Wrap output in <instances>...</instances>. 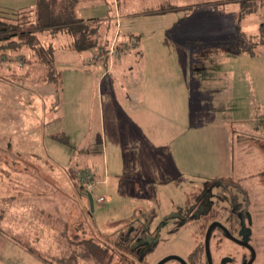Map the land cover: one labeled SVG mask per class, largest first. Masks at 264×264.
Segmentation results:
<instances>
[{"label":"rangeland","instance_id":"1","mask_svg":"<svg viewBox=\"0 0 264 264\" xmlns=\"http://www.w3.org/2000/svg\"><path fill=\"white\" fill-rule=\"evenodd\" d=\"M225 1H185L189 5L179 9L177 2L169 0H80L77 11L82 17L102 21L99 37L105 41L104 48L112 49L116 55L109 73L121 76L137 73L141 68L137 44H133L129 34L144 32L139 47L151 41H171L169 34L175 38L204 37V26L231 23L229 17L221 16L220 9L232 11L236 7L223 5ZM260 12L264 13V8L256 12L258 20L254 18V23L256 20L259 23ZM4 13L9 15V10ZM253 17L254 13L248 18ZM183 27L188 30L181 31ZM217 31L219 35L221 31ZM215 34L211 33L214 37ZM68 40L66 33L52 39L56 82H43V66L33 59L29 48L0 59V176L6 181L3 175L7 174V168L29 169L35 186L47 185V191L31 194L33 216L58 219L49 226L56 229L62 228V219L67 221L68 236L73 233V225L80 223V234L100 242L113 241L123 231L131 236L137 234V239L151 248L138 256L132 255L130 248L115 250L110 264H156L164 259L171 262L167 259L171 255L184 260L194 245V222L188 215L193 206L204 201L203 190L210 187L211 195L206 199L214 203L217 190L239 188L245 191L243 195L250 205L260 210L253 236L256 250L264 249V173L240 179V173L227 170V164L221 172L214 158L216 146L209 144L211 141L202 134L212 130L205 128L187 130L186 138L190 134L191 145H186L185 160L174 158L176 162H171L167 130L145 129L132 122L129 110L114 101L120 82L109 81L102 50L64 49L62 45ZM212 42L206 38V46L198 45L192 52L193 73L196 65L202 64L213 74L227 75L234 70L255 76L256 95L244 98L242 94L241 114L246 109L250 116L255 111L264 113V44L257 42L255 55L240 54L237 58V54L231 56L229 49H219ZM95 53L100 59L89 60ZM160 64L167 65L164 61ZM103 72V77L97 76ZM250 120L258 123L264 121V116ZM153 131L160 133L156 139L147 134ZM114 142L119 145L115 152ZM146 147V156L157 152L164 160L141 161V152ZM87 173L93 183L90 191L93 209L87 197L83 199L79 193L80 188L84 192L80 176ZM100 195L104 200L98 202L96 197ZM240 197L239 193V200ZM137 239L130 244L138 242ZM49 242L63 254L66 252L63 234L57 238L49 236Z\"/></svg>","mask_w":264,"mask_h":264},{"label":"crops","instance_id":"2","mask_svg":"<svg viewBox=\"0 0 264 264\" xmlns=\"http://www.w3.org/2000/svg\"><path fill=\"white\" fill-rule=\"evenodd\" d=\"M35 1L0 0V10L31 8ZM79 1L77 0L74 8L77 16H80L77 11ZM169 1L177 2V8L181 9L189 5L186 2L194 0ZM239 1L226 0L224 2L225 6L234 5L236 7L232 11L220 9L221 16L229 17L231 23L204 26V37L195 35L194 37L175 38L169 34L171 41H154L153 43L151 41L147 42V46L142 44L139 47L144 32L137 31L139 34H135L137 44H135V49L137 48V56L142 60L141 68L137 73H125L126 70H124L125 74L121 76L110 74V66L116 56L111 50L107 51L108 55L104 60L107 61L105 72L109 74V81L111 83L114 80L120 82V89L116 91L117 94L114 95L116 100L114 101L129 110L132 122L139 123L145 129L167 130L166 137L171 162H176L173 160L174 158L185 160L186 145H191L190 134H188V140L186 138L187 130H191L192 127L195 129L205 128L212 130L202 134L206 140L211 141L209 144L216 146L214 158L218 163L219 170L221 172L226 170L225 165L227 164V170L240 173L239 178L241 179L254 173H264V121L257 123L250 120L253 117L263 119L264 113L255 111L250 116V113L247 112L249 110L246 109L241 114L240 107L242 94H244V98L250 97L249 94L256 95L257 86L254 85L256 77L234 70H231L227 75L213 74L207 70L206 65L202 64L196 65L194 73L192 71L194 63L192 52L198 45H200L199 48L205 47L206 38L213 41L212 43H215L219 49H229L231 56L237 54V58L240 54L249 56L256 54L255 49L253 53H249L243 49V46L256 42V47L259 24L264 19L262 18L264 15L261 17V14L264 13L257 14L260 18L259 23H257L258 18L255 17L258 11L241 16ZM252 13H254L253 19L248 18ZM238 15H240L239 19ZM254 18H257L256 23H254ZM185 30L187 31L188 28L181 29L184 32ZM217 30L221 31L219 35H217ZM63 33L66 32L44 31L40 36L45 41L47 40L46 44L52 45V39ZM211 33H216L215 37ZM66 34L69 36V40L62 47L74 49L72 37L68 33ZM227 35L228 37H226ZM191 42L195 46H192ZM52 47L55 50L53 45ZM161 61L167 63L166 67L160 64ZM103 74L104 72L97 76L103 77ZM147 134L153 139L160 135L156 131ZM161 134L164 135V133ZM129 136L131 137L132 134ZM113 144L112 150L115 152L119 145L117 142ZM146 149L147 147L141 152V161L156 160V158L164 160L163 155L157 152L154 155L146 156ZM243 157L246 158V161ZM256 164H259L257 170L254 169ZM178 165L182 167L181 164L178 163ZM6 172L7 174L3 175L7 178L6 181L0 176V200L4 202L0 204V227L2 229V231L0 230V264H48L40 256L63 254L49 242V236L57 238L60 234L64 235L65 230H68L67 221L62 219L60 222L62 228L57 227L56 229V227L49 226L58 219L51 218L49 220L48 217L42 219L33 216L31 194L38 190L39 192L47 191V185L35 186L32 181V172L29 169L7 168ZM42 172L43 170H40V173ZM179 174L180 172L177 171V175ZM48 229L53 235L48 233ZM29 247L33 250H30Z\"/></svg>","mask_w":264,"mask_h":264},{"label":"trees","instance_id":"3","mask_svg":"<svg viewBox=\"0 0 264 264\" xmlns=\"http://www.w3.org/2000/svg\"><path fill=\"white\" fill-rule=\"evenodd\" d=\"M77 0H36L31 8L9 10V15L0 10V59L9 58L12 52L19 53L24 47L31 50L33 59L43 66L42 80L45 83L56 82L58 73L55 66L54 49L52 45L44 43L40 36L42 32L55 33L64 31L72 37L75 50H102L105 58L107 50L105 41L99 37V27L102 22L97 17H82L75 14ZM240 15L258 11L264 7V0H240ZM241 36V34H240ZM136 44L135 35L129 34ZM258 42L264 44V19L259 24ZM256 42H251L243 49L253 53ZM90 174V173H89ZM91 177V176H90ZM90 192V191H89ZM79 193L87 197V192ZM88 199V198H87ZM80 223L73 225V233H66V252L62 255L40 256L48 264H110L114 251L130 248L132 255L138 256L141 244L136 242L138 235L121 231L118 238L107 242L98 241L92 236L80 234ZM205 224H201L200 232L205 231ZM0 230L2 231L1 227ZM65 232H67L65 230ZM30 250H33L29 247ZM151 250L149 248L147 251Z\"/></svg>","mask_w":264,"mask_h":264},{"label":"flooded vegetation","instance_id":"4","mask_svg":"<svg viewBox=\"0 0 264 264\" xmlns=\"http://www.w3.org/2000/svg\"><path fill=\"white\" fill-rule=\"evenodd\" d=\"M217 184L218 182H215L216 186ZM209 189L210 187H206L203 190L204 201L211 195ZM226 191L217 190L214 203L209 200L201 201L200 205L190 209L188 218L193 219L195 237L194 245L185 259L171 255L167 258L171 259V262H165L164 259L157 262L158 264H264V249L256 250V240L253 236V225L257 215L259 217V208L250 205L247 196L243 195L244 190L230 189L227 194ZM239 193L241 201L238 199ZM201 224L206 225L204 232L198 231ZM211 224L212 227L206 234ZM137 240L141 244L139 255L147 252L149 247L146 242L139 241V238Z\"/></svg>","mask_w":264,"mask_h":264},{"label":"built area","instance_id":"5","mask_svg":"<svg viewBox=\"0 0 264 264\" xmlns=\"http://www.w3.org/2000/svg\"><path fill=\"white\" fill-rule=\"evenodd\" d=\"M111 50H112V49H111ZM102 53H103V51H102ZM103 55H104V53H103ZM99 57H100V55H99L98 53H95V54L92 55V57H89V60L100 59ZM104 57H105V56H104ZM90 178H91V177H90V174H89V173H87V174H82V175L80 176L81 187H82L83 190L86 191V192L91 191V188H92V186H93V183L90 181ZM96 200H97L98 202H101L102 200H104V196H102V195L97 196V197H96Z\"/></svg>","mask_w":264,"mask_h":264},{"label":"water","instance_id":"6","mask_svg":"<svg viewBox=\"0 0 264 264\" xmlns=\"http://www.w3.org/2000/svg\"><path fill=\"white\" fill-rule=\"evenodd\" d=\"M87 198H88V201H89V207H90V209H93V199H92V196H91V193L90 192H87ZM212 227V224L208 227V229H207V233L206 234H208V232H209V229ZM205 242H206V248H208L207 247V237H206V239H205Z\"/></svg>","mask_w":264,"mask_h":264}]
</instances>
